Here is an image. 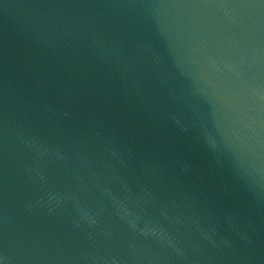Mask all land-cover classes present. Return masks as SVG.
<instances>
[{
  "label": "water",
  "instance_id": "obj_1",
  "mask_svg": "<svg viewBox=\"0 0 264 264\" xmlns=\"http://www.w3.org/2000/svg\"><path fill=\"white\" fill-rule=\"evenodd\" d=\"M0 264H264V0H0Z\"/></svg>",
  "mask_w": 264,
  "mask_h": 264
}]
</instances>
